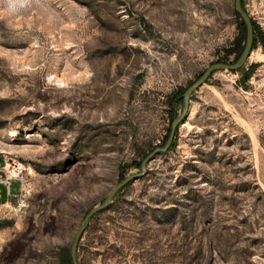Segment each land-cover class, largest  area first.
I'll use <instances>...</instances> for the list:
<instances>
[{
	"label": "rangeland",
	"instance_id": "374dc122",
	"mask_svg": "<svg viewBox=\"0 0 264 264\" xmlns=\"http://www.w3.org/2000/svg\"><path fill=\"white\" fill-rule=\"evenodd\" d=\"M242 6L246 65L193 94L170 151L91 219L79 264H264V0ZM246 39L235 0H0V168L27 185L0 205V264L70 250Z\"/></svg>",
	"mask_w": 264,
	"mask_h": 264
},
{
	"label": "water",
	"instance_id": "95a60500",
	"mask_svg": "<svg viewBox=\"0 0 264 264\" xmlns=\"http://www.w3.org/2000/svg\"><path fill=\"white\" fill-rule=\"evenodd\" d=\"M235 9L247 26L246 44L240 58L234 64H214L210 66L203 74V76L187 89V91L184 94V107L182 113L173 121L170 135L168 136L166 144L162 148H157L143 161L141 166V172L139 174L128 176L125 180L119 183L108 195L105 202L102 205L93 208L83 220L72 247L73 264H79L78 263L79 242L83 234L85 233L91 219H93L97 214L110 208V206L113 204L115 197L123 188H125L126 186L130 185L131 183H133L138 179L144 178L148 174L149 164L157 156L167 154L170 151V149L172 148L175 142L176 134L180 126L185 123V121L189 116L191 99L193 94L196 91H198L203 85H205V83L209 80L210 76H212L215 72L218 71L237 72L246 65L254 46V39H255L254 25L252 19L243 9L242 0H235Z\"/></svg>",
	"mask_w": 264,
	"mask_h": 264
},
{
	"label": "built area",
	"instance_id": "2783aa9c",
	"mask_svg": "<svg viewBox=\"0 0 264 264\" xmlns=\"http://www.w3.org/2000/svg\"><path fill=\"white\" fill-rule=\"evenodd\" d=\"M6 175L4 178H0V184L5 185L9 191L12 188L13 182L21 183V196L19 198H23L24 192L26 190L27 185L25 184V168L23 165L17 163L14 160H11L8 163V168H6Z\"/></svg>",
	"mask_w": 264,
	"mask_h": 264
},
{
	"label": "flooded vegetation",
	"instance_id": "af4514ba",
	"mask_svg": "<svg viewBox=\"0 0 264 264\" xmlns=\"http://www.w3.org/2000/svg\"><path fill=\"white\" fill-rule=\"evenodd\" d=\"M78 232L76 233V236L74 238V241L77 237ZM74 244V242H73ZM72 244V247H73ZM45 247V246H44ZM58 248L55 249V252H50V248L47 249L44 248L43 251H40V254L42 255L43 253V257L45 255L46 252H49V254L51 253L54 256V262L53 264H73V260H72V247L69 250L67 247L59 245L57 246ZM35 255V254H34ZM41 256V257H42Z\"/></svg>",
	"mask_w": 264,
	"mask_h": 264
},
{
	"label": "crops",
	"instance_id": "0c3cea01",
	"mask_svg": "<svg viewBox=\"0 0 264 264\" xmlns=\"http://www.w3.org/2000/svg\"><path fill=\"white\" fill-rule=\"evenodd\" d=\"M3 171L0 168V178H3ZM13 184V183H12ZM0 186H3L5 188V191H2L0 189V205H6V206H11L13 200L11 199L12 197V188L9 191V189L5 186L0 184ZM5 192V193H4ZM21 196V195H20ZM20 196H18L16 199H18Z\"/></svg>",
	"mask_w": 264,
	"mask_h": 264
},
{
	"label": "trees",
	"instance_id": "16d2710c",
	"mask_svg": "<svg viewBox=\"0 0 264 264\" xmlns=\"http://www.w3.org/2000/svg\"><path fill=\"white\" fill-rule=\"evenodd\" d=\"M237 13V12H236ZM254 41H255V39H254ZM244 50V49H243ZM236 51H238V52H241V44H239V43H236L235 44V48H232V49H229L228 51H227V53L228 54H230V53H233V52H236ZM241 56V55H240ZM240 58V57H239ZM238 58V59H239ZM237 59V60H238ZM169 133H170V129H169ZM169 136V135H168ZM140 166V165H139Z\"/></svg>",
	"mask_w": 264,
	"mask_h": 264
}]
</instances>
